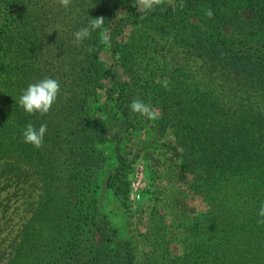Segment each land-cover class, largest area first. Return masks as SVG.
<instances>
[{"label": "trees", "instance_id": "16d2710c", "mask_svg": "<svg viewBox=\"0 0 264 264\" xmlns=\"http://www.w3.org/2000/svg\"><path fill=\"white\" fill-rule=\"evenodd\" d=\"M133 3L71 0L64 8L56 0H0V184L20 182L27 165L39 174L35 166L60 148V133L67 134L68 205L37 264H151L118 236L98 202L104 189L126 198L118 132L112 134L116 163L103 182L96 145L108 140V121L119 131L139 124L128 107L134 99L158 110L153 126L172 135L177 167L190 175L187 188L206 204L183 225L182 250L165 264H264V225L257 224L264 202V0H183V10L181 0H170L147 12ZM208 8L213 19L204 15ZM100 16L109 43L93 32L74 45L73 33ZM126 26V39H118ZM150 44L149 53L175 47L182 57L152 53L137 62V52ZM104 48L112 65L97 57ZM46 77L59 82L58 98L48 114L28 115L18 98ZM101 79L109 86L98 101ZM29 122L47 124V151L44 143L36 149L23 142ZM26 244L21 237L4 264H17Z\"/></svg>", "mask_w": 264, "mask_h": 264}, {"label": "rangeland", "instance_id": "374dc122", "mask_svg": "<svg viewBox=\"0 0 264 264\" xmlns=\"http://www.w3.org/2000/svg\"><path fill=\"white\" fill-rule=\"evenodd\" d=\"M117 13L124 15L123 11ZM130 29V26H126L118 39L125 40ZM150 47L151 44L147 50L137 52V62L148 61L152 53H166L170 58L175 56L176 59L177 56L182 57L175 47L170 52L158 47L156 51L149 53ZM72 54L74 56L78 53L73 51ZM77 57L79 55L75 58ZM97 57L106 66L114 63L107 48L99 50ZM63 60L59 62L62 64ZM119 76L126 80L123 74L119 73ZM100 82L102 87L98 89V101L103 100L104 89L109 86L108 79H101ZM65 96L66 92H63L62 97ZM139 120L134 128L123 131L115 130L113 122L108 121L107 133L110 139L96 145L104 158L100 178L102 177L103 182L109 169L116 163L114 147L118 139L112 134L117 131L120 138L119 149L125 159L123 173L127 182V195L123 202L111 190L104 189L98 192V202L100 210L116 228L118 236L129 239L136 246L139 260L147 259L151 264H165L166 257L168 259L172 255H178L182 250L180 238L184 232L183 225L194 215L205 211L206 204L187 188L190 175L181 173L177 167L179 158L172 135L168 131L159 134L153 126V120L142 116H139ZM63 128L68 129V126ZM62 132L57 143L60 148L42 159L39 166H35L41 170L39 174L33 173L32 166L27 165L28 171L22 178L23 183L21 179L20 182L11 180L7 184H0V264H4L7 257L13 255L12 247L19 243L21 237H26L28 244L18 254L17 264H37L45 257L49 236L54 233L52 226L59 213L68 205L64 204L66 202L63 198L67 197L64 194L68 187L67 174L70 167L67 166L66 156L62 151L65 149L67 134ZM47 144L45 141L44 145ZM48 149L47 146L46 151ZM102 182L101 185L104 186Z\"/></svg>", "mask_w": 264, "mask_h": 264}, {"label": "clouds", "instance_id": "9594fccd", "mask_svg": "<svg viewBox=\"0 0 264 264\" xmlns=\"http://www.w3.org/2000/svg\"><path fill=\"white\" fill-rule=\"evenodd\" d=\"M56 2L64 8H68L71 5V0H56ZM162 4H164V0H134L133 6L136 7L138 11L142 10L147 12L154 10L156 6ZM179 7L180 10H183L185 7L183 0H181ZM204 15L207 19L214 18V12L211 8L205 9ZM104 25L105 20L103 16L95 18L89 17L87 25L73 33V44L79 46L85 40L90 39L93 32H97L100 37V43L107 45L109 43V38L106 34L107 29ZM92 50V48H89V51ZM60 90V84L56 79L46 77L35 83H30L26 89L22 90L17 103L28 115L39 113L43 116L48 114L51 110L58 98ZM128 107L131 113L146 117L149 120H156L159 118L158 110L140 99L132 100ZM46 132V123L40 124L39 128H37L33 123L29 122L22 132L23 142L31 144L36 149H40L43 147ZM257 216V224L264 225V202L260 204Z\"/></svg>", "mask_w": 264, "mask_h": 264}, {"label": "built area", "instance_id": "2783aa9c", "mask_svg": "<svg viewBox=\"0 0 264 264\" xmlns=\"http://www.w3.org/2000/svg\"><path fill=\"white\" fill-rule=\"evenodd\" d=\"M136 197H137V195H136Z\"/></svg>", "mask_w": 264, "mask_h": 264}]
</instances>
